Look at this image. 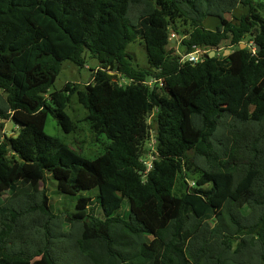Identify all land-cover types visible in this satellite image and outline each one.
<instances>
[{
	"label": "trees",
	"instance_id": "16d2710c",
	"mask_svg": "<svg viewBox=\"0 0 264 264\" xmlns=\"http://www.w3.org/2000/svg\"><path fill=\"white\" fill-rule=\"evenodd\" d=\"M200 2L0 0V264H264V0ZM138 39L145 67L128 51ZM194 46L216 54L182 60ZM87 52L102 63L92 80L52 91ZM74 95L109 140L94 158L45 130L49 115L75 130ZM9 121L17 135H2ZM48 174L66 195L99 189L53 239Z\"/></svg>",
	"mask_w": 264,
	"mask_h": 264
},
{
	"label": "rangeland",
	"instance_id": "374dc122",
	"mask_svg": "<svg viewBox=\"0 0 264 264\" xmlns=\"http://www.w3.org/2000/svg\"><path fill=\"white\" fill-rule=\"evenodd\" d=\"M199 5L201 6V8L203 7L206 8L207 2L203 0V2L202 3L200 2ZM211 9L216 10L213 7H211ZM244 11H245L244 6L239 5L234 12L239 15ZM210 14H214V13H210ZM232 15L227 14L226 17L228 19H231ZM180 29L182 31L183 29L186 30V28L181 25H180ZM171 37L177 40L174 46H176L179 49L181 35L173 36L172 34ZM248 42L249 43L251 42L250 38H247V40L242 43L243 47H245L246 43ZM227 50H230V48H228L226 44H223L221 48L217 50V52L220 55L228 54L229 52ZM128 51L134 56L135 62L139 63L143 67L148 66L146 50L141 39H138L137 41L131 43L128 48ZM84 55L86 61L84 66H80L79 64H77L72 60H65L62 63L58 77L55 83L51 87L52 91L62 90L67 82H72L76 84H85L92 80L94 69L101 67L102 63L99 61L98 58L94 57L90 52H87ZM1 95L2 92H0V96ZM67 112L76 122V128L73 132L71 133L65 132V130L58 124L56 117L53 115L48 116L45 127L46 132L50 135L60 137L64 142L71 144L77 150H81L83 154L89 158H94L99 154L103 153L105 151V148L107 147L109 140L105 135H96L91 130L89 123L84 120V117L86 115V109L78 101L77 95L73 96L67 108ZM154 115H155V111L151 113L149 117V122L152 125V134H154V130H155ZM4 131L5 132L2 133V135L6 133L7 135L11 136V135H17L19 133V130L16 125L15 126L13 125L9 130L5 129ZM147 147L151 149V150L147 149L145 155V159L149 162L151 159L155 157L153 153V148H154L153 137L147 143ZM45 186L47 189V194L50 197V205H51L50 207L57 215V218L54 219L51 224V228H50V232L52 234L51 239H53V235L60 232H69V233L74 232L76 230V227L75 225H72L69 222H67V214L75 211L76 202L79 196L89 195L96 198L99 189L95 188L92 190H85L79 193L78 195H74V196L66 195L59 192L57 188V182L53 177H51L50 174H48L47 176V181L45 183ZM43 187H44L43 183H40L38 186L39 189H43ZM128 209H129V199L126 198L122 205L121 213L126 212ZM99 213L101 214V212ZM148 239H152V236H149ZM62 249L65 251V253L71 252L69 251L70 249H66L64 247H62ZM68 255H66V257ZM32 262L33 264H48L44 256H37L36 258L33 259Z\"/></svg>",
	"mask_w": 264,
	"mask_h": 264
},
{
	"label": "built area",
	"instance_id": "2783aa9c",
	"mask_svg": "<svg viewBox=\"0 0 264 264\" xmlns=\"http://www.w3.org/2000/svg\"><path fill=\"white\" fill-rule=\"evenodd\" d=\"M173 36H175V34H173ZM250 47L252 49V51L255 53L256 52V44L253 40H251V42L249 43ZM207 53H211V51H209L208 49H203L200 46H194L193 49L189 52L183 53L182 54V60L184 61H192V62H200L203 60V58L205 57V55ZM155 82V80H150L149 83L153 84ZM162 84V82H161ZM147 165L148 167L152 166V159L148 162L147 161Z\"/></svg>",
	"mask_w": 264,
	"mask_h": 264
},
{
	"label": "water",
	"instance_id": "95a60500",
	"mask_svg": "<svg viewBox=\"0 0 264 264\" xmlns=\"http://www.w3.org/2000/svg\"><path fill=\"white\" fill-rule=\"evenodd\" d=\"M224 23L223 17L221 15L216 14H209L205 20H204V26L207 29L217 31L219 26H221ZM243 47V44H242ZM230 52V50H227ZM216 54V51H211L210 56H214ZM14 125L13 121H10L6 127V130H9ZM1 133H4L3 130H1ZM12 147V146H11Z\"/></svg>",
	"mask_w": 264,
	"mask_h": 264
}]
</instances>
